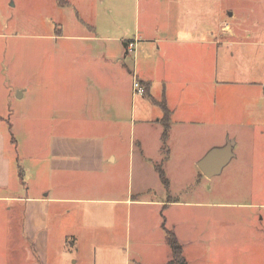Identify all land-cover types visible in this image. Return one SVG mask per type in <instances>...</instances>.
Wrapping results in <instances>:
<instances>
[{
  "label": "crops",
  "instance_id": "1",
  "mask_svg": "<svg viewBox=\"0 0 264 264\" xmlns=\"http://www.w3.org/2000/svg\"><path fill=\"white\" fill-rule=\"evenodd\" d=\"M96 2L55 0L56 12L70 21L32 37L49 52L35 54L34 71L18 76L24 83L15 92L26 101L0 106V245L19 253L17 264H168L166 233L173 231L196 264L215 250L208 238L215 236L218 208L248 210L243 222L260 236L264 218L253 211L264 210L262 203L170 196L176 178L168 172H184L185 151L200 171L194 183L202 185L215 176L206 177L199 163L231 142L217 140L219 124L228 125L217 117L223 20L202 21L196 1L143 0L134 13L117 0L103 9L107 16L114 10L117 20L96 21L84 15L100 12ZM128 8L130 33L122 31ZM134 74L144 96L133 93ZM201 134L207 139L201 152L183 150ZM247 157L233 147L228 165L256 167ZM184 207L197 209L193 218L175 219L173 211ZM227 222L234 232V218ZM182 234L194 245L193 261Z\"/></svg>",
  "mask_w": 264,
  "mask_h": 264
},
{
  "label": "rangeland",
  "instance_id": "2",
  "mask_svg": "<svg viewBox=\"0 0 264 264\" xmlns=\"http://www.w3.org/2000/svg\"><path fill=\"white\" fill-rule=\"evenodd\" d=\"M44 1L0 0V106L10 103L9 99L16 104L26 101L18 100L19 94L15 92L16 86L24 83V79H19L18 76L23 72L34 71L35 54L49 52L48 44L38 45L32 37L49 32L47 30L53 27V23H58L57 20L70 21L68 13L56 12L55 0ZM95 1L101 8L100 12L84 15H93L96 21L117 20L114 10L110 16L103 14L105 5L114 9L117 0ZM101 1L104 2L100 5ZM124 1L134 13L143 3V0H120L122 4ZM155 1L157 5L160 2ZM190 1H196V14H200L202 21H207L212 26L215 24V16L218 22L223 20L222 28L219 29V39L227 44L219 45L217 69L219 84L216 90L218 104L220 102L222 104L219 109L217 108V117L228 125L219 124L217 140L222 143L224 139H228L227 136L231 137L235 151H245L248 154L247 158L256 167L243 166L240 170V167L235 169L232 164H227L211 182L203 181L202 185H198L194 181L199 180L197 175L199 169H193L190 163H187L189 153L185 151L183 164L187 168L184 172L176 171L175 168L168 172L171 177L176 178V182L170 187V196L181 201L212 200L223 204L256 202L264 204V0ZM208 14L212 17L209 18ZM125 16V21L122 22H125L127 29L122 31L130 33L133 20L129 8ZM116 30L113 29L115 33ZM4 34L17 36L8 37ZM40 63L48 64L44 60H40ZM205 87L206 85L203 86ZM205 143L207 139L203 135L200 140L191 138L183 150L190 152L191 148L197 155ZM196 210L184 207L173 211L172 215L175 219L184 218L182 221L191 220ZM247 211L214 209L213 213L218 216L217 229L213 234L215 236L208 239L215 246V250L208 251L201 257L203 260H198L196 264H264V219L263 222L258 221V229L260 227L262 234L255 237L256 226L252 228V224L243 222L241 214ZM258 212L264 218V210L253 211L255 216ZM232 218L234 232H229L230 222H227V219ZM182 235L186 252L193 261L197 256L191 252L194 245L189 244L188 238ZM6 249L0 245V264H5L6 261L17 264L19 253L11 247L9 250Z\"/></svg>",
  "mask_w": 264,
  "mask_h": 264
},
{
  "label": "water",
  "instance_id": "3",
  "mask_svg": "<svg viewBox=\"0 0 264 264\" xmlns=\"http://www.w3.org/2000/svg\"><path fill=\"white\" fill-rule=\"evenodd\" d=\"M234 143L227 142L223 148L212 150L200 163L199 168L202 173L211 178L220 174L223 168L228 164L233 157Z\"/></svg>",
  "mask_w": 264,
  "mask_h": 264
},
{
  "label": "trees",
  "instance_id": "4",
  "mask_svg": "<svg viewBox=\"0 0 264 264\" xmlns=\"http://www.w3.org/2000/svg\"><path fill=\"white\" fill-rule=\"evenodd\" d=\"M165 127L166 129H165V133L163 136V141L166 144L167 139H168L169 125H166ZM158 172L163 182V185L165 187H168V180H167L165 173L162 171V169H158ZM166 234H167L168 244L172 251V259L168 264H189L184 255L183 247L181 243L179 242L175 233L173 231H167Z\"/></svg>",
  "mask_w": 264,
  "mask_h": 264
},
{
  "label": "built area",
  "instance_id": "5",
  "mask_svg": "<svg viewBox=\"0 0 264 264\" xmlns=\"http://www.w3.org/2000/svg\"><path fill=\"white\" fill-rule=\"evenodd\" d=\"M135 43L134 42H130L129 44H128V49L130 50V51H132V50H134V48H135ZM133 88V93L135 94V95H138V96H144L145 94H146V88H145V86L141 83V81L138 79V77H137V75L136 74H134L133 75V86H132Z\"/></svg>",
  "mask_w": 264,
  "mask_h": 264
}]
</instances>
